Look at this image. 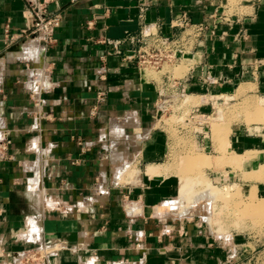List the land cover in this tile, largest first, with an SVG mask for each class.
<instances>
[{
    "label": "crops",
    "instance_id": "1",
    "mask_svg": "<svg viewBox=\"0 0 264 264\" xmlns=\"http://www.w3.org/2000/svg\"><path fill=\"white\" fill-rule=\"evenodd\" d=\"M33 3L63 15L45 48L20 36ZM227 3L0 0V133L11 140L0 148V264L43 244L56 249L49 264H247L182 210L183 178L167 166L169 136L156 126L159 91L171 81L190 103L201 99L193 109L202 116L237 95L264 100V0ZM184 13L218 22L216 32L177 25ZM149 29L179 41L182 75H150L128 58ZM212 137V128L210 138L197 135L209 178L247 194L255 187L261 198L264 122L232 121L227 154ZM260 169V179L245 180ZM241 254L250 263L252 250Z\"/></svg>",
    "mask_w": 264,
    "mask_h": 264
},
{
    "label": "rangeland",
    "instance_id": "2",
    "mask_svg": "<svg viewBox=\"0 0 264 264\" xmlns=\"http://www.w3.org/2000/svg\"><path fill=\"white\" fill-rule=\"evenodd\" d=\"M237 2L238 0H228L226 9ZM185 69L186 65L182 62L175 66L165 64L163 71L174 70L175 75L180 76ZM145 71L151 74L157 72L151 67H147ZM168 95V103L157 117L156 126L157 130L161 129L169 136L167 166L183 177L184 211L189 215H200L204 220V229L213 234L222 245L231 248V258L235 262L264 264V195L259 198L255 187L247 194V188L241 184L216 186L205 173L206 167L211 166L210 156L205 154L204 144L197 138V135L210 138L212 128L216 149L227 154L230 123L234 120L247 122L249 125L264 122V100L258 96L237 95L235 101L219 102L213 115L202 116L193 109V104L199 103L200 98L190 103L189 96L184 94L182 96L171 92ZM202 124L208 127L203 128ZM201 157H209L210 165L196 164L195 160L199 161ZM237 165L238 169L242 167L240 160ZM262 176L260 169L247 173L245 180H256ZM242 237L249 241L247 245L239 244L243 241ZM244 248L252 250L250 263L241 254Z\"/></svg>",
    "mask_w": 264,
    "mask_h": 264
},
{
    "label": "built area",
    "instance_id": "3",
    "mask_svg": "<svg viewBox=\"0 0 264 264\" xmlns=\"http://www.w3.org/2000/svg\"><path fill=\"white\" fill-rule=\"evenodd\" d=\"M62 21L63 15L60 11H48L44 4L33 3L31 8V22L28 27L23 30L20 36L38 37L45 48L55 41V30L61 26ZM175 21L177 25L182 26L185 29L192 28L197 35H201L207 31L215 33L218 27V22H213L211 24L203 22L193 23L186 13L182 14L180 18ZM5 31L7 33L6 39L11 41L13 36H9V26L6 27ZM138 40L142 43V46L135 54L129 55L128 58H137V63L141 70L151 67L158 72L164 68L165 64L175 66L180 64L183 59L184 52L180 47L179 41L170 36L163 35L157 30H147ZM110 42L115 44L119 43L118 40H111ZM116 51L118 53L120 52L119 49ZM150 75L152 74L150 73ZM177 86L178 85L174 81H171V83L168 84L170 91L167 90V86H163L160 89V110L163 111L166 107V104L168 103L167 99L169 97L168 94H171V92L175 94L180 93L178 89H176ZM10 142L11 140L9 137L2 134V137L0 138L1 150L5 151ZM55 252L56 249L47 244L23 250L18 253L16 264H49V258Z\"/></svg>",
    "mask_w": 264,
    "mask_h": 264
},
{
    "label": "bare ground",
    "instance_id": "4",
    "mask_svg": "<svg viewBox=\"0 0 264 264\" xmlns=\"http://www.w3.org/2000/svg\"><path fill=\"white\" fill-rule=\"evenodd\" d=\"M187 95L188 94H185V96L187 97ZM261 108V107H260ZM2 137V133L0 134V138ZM189 163V162H188ZM195 163L196 164H203V163H208L209 164V157H201V159H199V161H198V159L197 160H195ZM152 167H150L149 169H151ZM152 169H154V167L152 168ZM157 168L155 167V169L154 170H156ZM153 170V171H154ZM157 171V170H156ZM149 173H150V171H149ZM153 174H154V172H153ZM152 174V175H153ZM157 174V173H156ZM189 175V174H188ZM183 178V177H182ZM183 181V180H182ZM202 184V183H201ZM205 185V184H204ZM211 185V184H210ZM202 187V186H201ZM184 188H185V185H183V192H184ZM205 189V188H204ZM228 193V192H227ZM184 194V193H183ZM193 202V201H192ZM189 203V202H188ZM192 204V203H191ZM197 204V203H196ZM171 207V206H170ZM181 208V207H180ZM182 210H184V208L182 209ZM181 209H180V211H182ZM192 210V209H191ZM176 211V210H175ZM193 212H194V210H192ZM197 211V210H196ZM199 211V210H198ZM177 212V211H176ZM184 212V211H183ZM178 213H179V211H178ZM183 214V213H182ZM186 214V213H185ZM190 214V213H189ZM188 214V215H189ZM206 217V216H205Z\"/></svg>",
    "mask_w": 264,
    "mask_h": 264
}]
</instances>
